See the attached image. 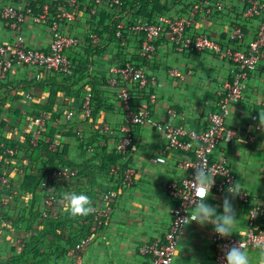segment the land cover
Instances as JSON below:
<instances>
[{
	"label": "crops",
	"instance_id": "obj_1",
	"mask_svg": "<svg viewBox=\"0 0 264 264\" xmlns=\"http://www.w3.org/2000/svg\"><path fill=\"white\" fill-rule=\"evenodd\" d=\"M250 5L251 0H199V5L186 14H192L188 34H206L226 47L245 50L257 37L260 23L259 17L245 16ZM111 20L112 17L102 15L97 23L81 18L73 25L71 30L80 45L70 54L74 63L72 77L47 71L39 81L38 72L31 67L6 70L0 56V140H8L19 149L15 159L0 154V264H67V251L89 232L93 211L87 216L70 215L63 200L66 192L86 194L92 209L101 205L104 194L115 193L109 220L92 236L84 264H148L140 249L149 242L163 240L170 229L174 202L167 187L170 181L183 179L184 170L178 165L185 154L166 151L165 137L157 127L146 124L133 129L135 140L129 157L136 170L133 188H124L119 177L108 174L113 167L110 157L118 163L114 156L118 131L123 125L116 91L108 86L113 77L109 70L136 62L143 41L142 36L130 35L126 44L117 41L106 29ZM237 25L244 32L239 44L230 40ZM90 31L101 35L99 45L90 42ZM41 32L34 26L27 28L30 47L49 48L50 38ZM13 38L0 20V46H10ZM146 71L157 85L144 94L137 92L135 101L155 94L157 101L150 105L154 121L196 134L207 129L221 88L235 76V66L227 59L178 51L167 37L158 41ZM89 91L94 95L92 119L81 110ZM97 91L104 105L100 109L95 103ZM242 91L243 100L232 106L227 122L235 131V138L224 140L213 155L214 159L222 154L227 156L239 190L250 196V203L242 204L237 197L227 194L236 211V230L232 235L238 238L246 234L248 208L260 205L264 209V125L260 123V112H264V58L243 84ZM72 112L75 116L68 120ZM38 116L46 121L45 138L49 144L31 152L29 136ZM50 145L56 146L58 153L51 152ZM87 146L94 151H87ZM60 166L76 167L80 176L50 183L49 193L57 200L56 216L44 219L46 197L40 183L47 173ZM4 177L10 181L9 188L1 184ZM11 187L16 189L13 199L9 196ZM225 196L211 193L206 202L216 206ZM218 212H222V207ZM262 224L264 227V219ZM213 238L211 224L190 223L180 238L173 264H216ZM246 253L250 264H264V253L254 249Z\"/></svg>",
	"mask_w": 264,
	"mask_h": 264
},
{
	"label": "built area",
	"instance_id": "obj_2",
	"mask_svg": "<svg viewBox=\"0 0 264 264\" xmlns=\"http://www.w3.org/2000/svg\"><path fill=\"white\" fill-rule=\"evenodd\" d=\"M127 9L126 0H0V20L14 37L10 46H0L1 64L6 70L14 66L31 67L38 72L36 79L39 81L42 80V73L47 71L72 77L74 63L70 54L80 45V40L71 29L81 18H86L89 23L93 24L97 23L102 15H108L110 19L117 17L114 39L122 44L127 43L128 35L143 37L136 62L112 66L109 70L113 77L109 79L108 86L116 91V98L123 110V125L118 131L116 145V151L120 157L118 163L110 168L108 174L119 177L124 188H133L136 170L129 163V157L135 140L133 129L137 126L149 124L157 127L165 137L166 151L185 154V159L178 165L184 170L183 179L180 182L170 181L167 187L174 202L170 229L163 240L149 242L140 249V254L148 258V264H173L180 238L190 224H185L184 220L190 217L195 207L193 201L196 197L190 182L196 169H207L213 177V185L209 194L232 195L237 197L242 204H249L251 201L246 191L228 193V189L237 184L236 176L225 154L217 159H214L213 155L224 140L232 141L235 138V131L227 125L232 106L242 102V86L248 81L251 73L257 70L264 58V2L251 0V5L245 13L247 17L260 18L257 37L248 44L245 50L226 47L206 34L190 37L188 30L192 25V14L182 17L159 15L154 22H150L145 19H136L132 12L126 14ZM218 9L223 8L219 5ZM31 26L49 36V48L36 49L28 45L26 33L27 28ZM163 37H167L178 51L213 54L227 59L235 66V76L221 88L216 109L210 113L208 127L201 134L188 133L182 127L177 128L154 121L151 117L150 105L157 101L155 94L139 101H135L133 97L134 89L144 94L157 85L156 79L148 76L146 63L153 60L157 43ZM243 38L242 26H235L230 34V40L239 44ZM89 40L93 45H99L102 37L97 32L90 31ZM121 83L124 85H120ZM28 97L33 99L32 95ZM93 100L94 95L92 91H89L84 97L81 109L89 119L93 117ZM74 116L75 113L72 112L67 118L72 120ZM34 124L35 127L29 136L31 152L45 143L49 144L45 138L47 126L45 119L38 116ZM106 131L110 132L109 128H106ZM49 150L53 153L59 151L53 145L49 146ZM87 151L93 152L94 148L87 146ZM18 153L19 149L10 141L0 140V154L15 159ZM79 176L80 170L71 166H60L44 176L40 183V188L45 192L46 197V208L42 212V218L49 219L56 216L57 200L49 193L50 183L56 179L71 181ZM1 184L4 187H10V181L6 177L1 179ZM15 195L16 189L11 187L10 199H13ZM114 196L115 193L111 191L104 194L101 205L94 207L89 232L81 236L67 251V264H84V253L92 236L99 232L109 220L111 200ZM263 219V207L253 205L247 211V231L243 238L233 235L228 238H219L214 234L216 264H225L226 249L231 245L241 243L242 239L246 251L254 249L264 253Z\"/></svg>",
	"mask_w": 264,
	"mask_h": 264
},
{
	"label": "clouds",
	"instance_id": "obj_3",
	"mask_svg": "<svg viewBox=\"0 0 264 264\" xmlns=\"http://www.w3.org/2000/svg\"><path fill=\"white\" fill-rule=\"evenodd\" d=\"M260 123L264 125V112H260ZM196 199L193 201L195 207L190 217L185 218L184 223L189 224L195 221L204 226L211 224L213 233L219 238H228L236 230V211L232 200L226 195L222 203L216 206L206 202L213 185V177L209 171L204 168H198L194 171V176L190 182ZM240 185L229 188V194L239 192ZM198 193V195H196ZM66 210L72 216H87L93 211L89 197L84 193L75 191L66 192L63 196ZM222 207V212L218 208ZM242 237L244 234L239 233ZM225 264H250L249 256L244 247V240L239 244L231 245L224 252Z\"/></svg>",
	"mask_w": 264,
	"mask_h": 264
},
{
	"label": "trees",
	"instance_id": "obj_4",
	"mask_svg": "<svg viewBox=\"0 0 264 264\" xmlns=\"http://www.w3.org/2000/svg\"><path fill=\"white\" fill-rule=\"evenodd\" d=\"M126 2L128 4L126 14H130L132 12L133 16L136 17V19H145L150 22H154L156 20V17L159 15H170L174 17L186 15L188 11H190L192 8H196L199 5V0H126ZM107 22L108 26H106V29L110 33L111 37L114 38L116 32L115 26L117 23V17L113 18L111 22ZM136 94L137 92H133L134 98L135 96H137ZM138 94L140 95V93ZM95 100L97 108L99 107L100 109L104 107L99 91L96 92ZM114 157L119 160L120 155L117 151L116 156ZM109 161L110 165L114 166L116 164L115 160L111 161V157ZM106 163L107 162H105V168L108 166V164ZM79 233H84V230Z\"/></svg>",
	"mask_w": 264,
	"mask_h": 264
}]
</instances>
